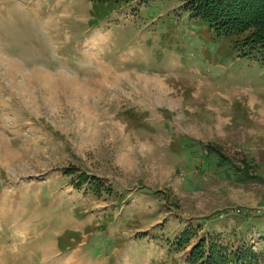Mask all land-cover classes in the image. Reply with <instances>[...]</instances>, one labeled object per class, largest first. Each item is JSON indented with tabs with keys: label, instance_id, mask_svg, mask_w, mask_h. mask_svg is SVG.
<instances>
[{
	"label": "rangeland",
	"instance_id": "374dc122",
	"mask_svg": "<svg viewBox=\"0 0 264 264\" xmlns=\"http://www.w3.org/2000/svg\"><path fill=\"white\" fill-rule=\"evenodd\" d=\"M110 2L0 0V264H75L54 241L77 207L105 224L87 264H200V240L201 264L215 247L264 264L261 53L184 0ZM235 101L254 112L231 125Z\"/></svg>",
	"mask_w": 264,
	"mask_h": 264
},
{
	"label": "trees",
	"instance_id": "16d2710c",
	"mask_svg": "<svg viewBox=\"0 0 264 264\" xmlns=\"http://www.w3.org/2000/svg\"><path fill=\"white\" fill-rule=\"evenodd\" d=\"M110 2L114 6L126 5L134 0H98ZM187 7L197 17L202 18L219 32L232 36L234 48L242 57L253 58L254 52H260L264 63V0H184ZM182 242H189L186 234L181 236ZM203 240L193 248L192 263L201 264L204 258ZM226 248L211 249L208 258L210 264H229ZM237 259V254L231 253Z\"/></svg>",
	"mask_w": 264,
	"mask_h": 264
},
{
	"label": "crops",
	"instance_id": "0c3cea01",
	"mask_svg": "<svg viewBox=\"0 0 264 264\" xmlns=\"http://www.w3.org/2000/svg\"><path fill=\"white\" fill-rule=\"evenodd\" d=\"M115 75L116 76L113 77V79H112V81L115 82L114 86H118V84H120V81H122V80L127 82V79H129L131 77L130 73L126 72V71L121 72L120 75H117V74H115ZM158 77H155V81H152V82H155L156 83L155 85H158L160 87L161 84H160L159 80H161L160 79L161 76L158 75ZM143 86L145 88L148 87L147 85H143ZM161 88H162V90L165 91V88L163 86H161ZM146 90H148V89H146ZM158 90L160 91L161 89L158 88ZM123 97L125 98L126 96H123ZM127 102H129L130 104L136 105V102L132 99L127 101ZM232 106H233V108H232V111L230 112L231 116L229 118L230 121H227L231 125H233V123L235 121H239V120L243 119L244 114L248 115L251 112L249 110L253 111V107L241 106L238 104L237 101H235ZM259 113L261 114V111H259ZM145 114H146V112L141 113V112L137 111L135 109V107H130V108H128V110H125L123 112V115L127 118V120L132 121L133 123L136 124V126L141 127L145 130L152 129V127H150V125H148V120H147L148 116H147V119H146V117L143 118V115H145ZM247 115H246V117H247ZM262 115H264V112H262ZM258 123L263 124L260 117L258 118ZM166 125L167 124H165V128L168 129ZM262 134L258 133L256 131L250 132L251 137L262 138V142H263V145H261L259 147H253V149L251 151L254 153L264 152V129H262ZM174 137H177V136H174ZM185 137H186L185 135L182 136V139H181V137H178L177 140H183V139H185ZM251 137H249V138H251ZM258 141H260V139ZM243 142H245V139ZM212 145H215V144L212 143ZM207 151L214 153L219 158V161H220L219 164L220 165L225 166L226 164L229 163V160L227 158H225L224 154L219 152V150H215V149H209L208 150L207 149ZM261 159H262L261 168L263 171L260 174H264V157H261ZM260 176H261V179L264 181V176L263 175H260ZM77 210L79 211L78 214L81 215V217H79V215H77V218H75L73 220H68L65 227L73 226V228H71V230H68V231H61L55 237L56 240L54 241V248H55V251L58 255L64 254V255L68 256V255H71L73 253L74 257H75V262H74L75 264H87L89 262V258L86 257L85 255H83L82 251L85 248H89V245H88L89 237L92 236L94 231L91 232V229H90V231H87L86 226L87 225L88 226H99V225L105 226V224H104L103 219H97V220L89 221L91 211L81 210V208H79V207H77ZM112 218H113V222H115L116 221L115 217H111V219H109V220H112ZM231 226H233V225L231 223H229V228H231ZM74 227H76V228H74ZM224 247H226V245Z\"/></svg>",
	"mask_w": 264,
	"mask_h": 264
},
{
	"label": "bare ground",
	"instance_id": "6f19581e",
	"mask_svg": "<svg viewBox=\"0 0 264 264\" xmlns=\"http://www.w3.org/2000/svg\"><path fill=\"white\" fill-rule=\"evenodd\" d=\"M38 73H39V72H38ZM40 73H41V72H40ZM38 75H39V74H38ZM41 78H42V77H41ZM41 78H40V79H41ZM41 80H42V79H41ZM41 82H42V81H41ZM72 87H73V86H72Z\"/></svg>",
	"mask_w": 264,
	"mask_h": 264
}]
</instances>
